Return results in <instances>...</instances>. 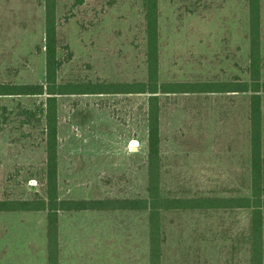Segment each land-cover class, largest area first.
Here are the masks:
<instances>
[{
  "label": "rangeland",
  "instance_id": "374dc122",
  "mask_svg": "<svg viewBox=\"0 0 264 264\" xmlns=\"http://www.w3.org/2000/svg\"><path fill=\"white\" fill-rule=\"evenodd\" d=\"M158 4L159 81L192 92L160 98V194L251 197L253 94L224 91L252 86L250 0ZM56 21L61 84L148 82L144 0H57ZM46 27V0H0V86L46 85ZM205 85L212 94H199ZM45 99L0 96V202L47 199V145L36 117ZM149 99L59 97L60 200L149 199ZM262 146L264 158V138ZM252 210L163 213L161 264H252L259 223L264 262V216ZM100 212H60L61 264H152L151 213ZM49 220L46 211L0 213V264H50Z\"/></svg>",
  "mask_w": 264,
  "mask_h": 264
},
{
  "label": "trees",
  "instance_id": "16d2710c",
  "mask_svg": "<svg viewBox=\"0 0 264 264\" xmlns=\"http://www.w3.org/2000/svg\"><path fill=\"white\" fill-rule=\"evenodd\" d=\"M150 49L148 53L149 80L146 83L131 85L96 84L79 89L76 85L61 84L59 82V70L61 62L58 58L57 47V0H46V58L47 76L46 85L35 86L1 85L0 96H41L46 97L37 109L36 117L39 125L44 126L47 145V199L35 201H4L0 202V213L4 212H41L49 214V259L50 264H59V214L60 212H85V211H148L151 213L152 239L151 262L161 264V215L172 211H210V210H246L259 215L262 221L264 213V169L262 164V138H261V108L259 97H254L256 88L260 89L262 70L261 57V0H250L251 10V67L252 86H241L239 92L252 91V152L255 162V180L252 186L251 197L241 198H194V199H168L160 194L159 168H160V98L161 95L190 94L191 89L181 84H161L159 81L160 55H159V0H144ZM252 87V88H251ZM264 88V87H263ZM252 89V90H251ZM148 94L149 99V128H150V165L151 183L149 186L150 197L144 201L135 200H105V201H64L58 195V99L59 97L77 94ZM195 93V92H194ZM258 100V102H257ZM35 117V115H33ZM142 205V209L141 208ZM258 225V224H257ZM256 225V226H257ZM254 250L252 264H264L263 262V229L255 227ZM163 245V244H162Z\"/></svg>",
  "mask_w": 264,
  "mask_h": 264
},
{
  "label": "crops",
  "instance_id": "0c3cea01",
  "mask_svg": "<svg viewBox=\"0 0 264 264\" xmlns=\"http://www.w3.org/2000/svg\"><path fill=\"white\" fill-rule=\"evenodd\" d=\"M261 12H262V1H261ZM208 21L205 20V22H208ZM202 33H204V32H202ZM262 53H263V49H262V16H261V57H262V66L263 67H262V70H261V79H260V83H261L260 84V87L261 88L260 89L256 88V90L254 92V97L255 98L259 97V103H260V108H261V118H260L261 126H260V129H261V138H262V142H263V138H264V124H263V122H264V88H263L264 87V78H263V72H264V57H263ZM205 86L206 87L203 90H200L199 91V94H212V92L210 91L208 85H205ZM232 90L233 91H231L230 89H228V90H224V91L227 92V93L234 92V94L240 93L239 92L240 91L239 89H232ZM222 91L219 90L218 92L221 93ZM197 94H198V92H197ZM257 102H258V100H257ZM261 151H262V155H263V146H262V150ZM262 158H263V156H262ZM263 160H264V158H263ZM60 259H59V264H61ZM78 261H80V260H78Z\"/></svg>",
  "mask_w": 264,
  "mask_h": 264
}]
</instances>
